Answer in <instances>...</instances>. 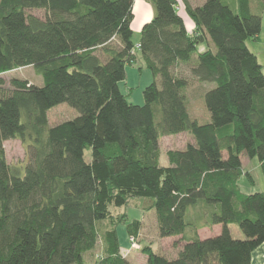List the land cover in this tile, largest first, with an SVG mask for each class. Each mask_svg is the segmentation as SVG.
I'll return each instance as SVG.
<instances>
[{"label":"trees","instance_id":"16d2710c","mask_svg":"<svg viewBox=\"0 0 264 264\" xmlns=\"http://www.w3.org/2000/svg\"><path fill=\"white\" fill-rule=\"evenodd\" d=\"M134 1L0 0V74L33 66L43 78L0 80V264H80L96 249L86 264H133L117 225L137 238L142 221L113 212L133 197L155 212L161 237L183 242L173 256L143 246L147 264H252L264 243V190L245 193L238 182L244 154L264 176V72L247 45L261 32L264 0H150L137 44L153 76L143 104L119 86L137 58ZM191 78L216 83L204 93L206 122L189 113ZM62 102L79 114L50 125ZM181 132L193 141L161 164L160 137ZM10 138L25 144L24 166L8 162ZM215 224L218 234L199 236Z\"/></svg>","mask_w":264,"mask_h":264},{"label":"rangeland","instance_id":"374dc122","mask_svg":"<svg viewBox=\"0 0 264 264\" xmlns=\"http://www.w3.org/2000/svg\"><path fill=\"white\" fill-rule=\"evenodd\" d=\"M31 13L38 16L44 15L43 9H31ZM141 31L134 30L133 41L135 43V51L137 53V58L132 63L126 64V78L119 83L121 91L126 95L127 99L131 103L143 104L144 95L143 89L153 80L152 73L149 68L146 67L140 51L137 47V39L140 37ZM115 42V40L113 41ZM247 45L252 50L256 51L259 57V61L263 65L264 72V11L262 12V29L260 32L259 39H248ZM14 77L27 79L37 85L43 84V78L33 66H22L14 68L7 72L0 74V80H2L6 85L10 83V80ZM190 84L186 89V94L188 98V110L192 117L197 118L200 122H206L210 119V113L205 106L204 93L210 87L216 85L213 81H199L196 78H191ZM79 114V111L74 107L70 106L66 102L59 103L53 106L48 111L49 124L53 125L60 121L71 119ZM191 137L189 133L181 132L178 134H168L160 137L159 147H160V162L163 165L169 163L167 157V150L170 148H179L186 144L187 140ZM4 148L6 152V157L11 164H22L29 159L27 149L25 144L17 139L10 138L4 141ZM86 160H91V149H85ZM247 160L249 159L245 154L243 155L244 165H247ZM256 162V165H255ZM258 159L255 157L254 161L249 164L248 170L251 172L252 178L255 181L253 183L250 181L248 176H242L238 181L241 186H247L251 188H258L262 184L264 188V176L262 174L260 165H257ZM24 171V168H23ZM142 197H133L128 203L121 208H114L113 212L120 216L121 214H127L128 221L133 219H141L142 228L140 230L139 236L135 239L137 246H131L129 240V235L126 229V223L120 222L117 225V232L119 237V243L122 247V253L133 263V264H145L144 259H140L138 256H147L143 251V246L151 245V247L158 252L164 254L172 253V246L176 243L178 237H161L158 232V227L156 223L155 212L152 210L142 209ZM229 227L231 233L234 237L242 238L244 237L243 231L240 229L238 224L230 223ZM99 253V251L93 250V254ZM98 255V254H96ZM138 257V258H137ZM137 258V259H136ZM95 259V257L93 258Z\"/></svg>","mask_w":264,"mask_h":264},{"label":"crops","instance_id":"0c3cea01","mask_svg":"<svg viewBox=\"0 0 264 264\" xmlns=\"http://www.w3.org/2000/svg\"><path fill=\"white\" fill-rule=\"evenodd\" d=\"M189 2L191 3L192 6H196V5H200L201 3H203L204 0H189ZM178 11L183 16V19H184L185 25L187 27V30L189 32H192L193 29L195 28V25H194L192 19L185 12L184 6L181 4V2L178 5ZM133 13H134V18H133V21H132L133 32H134V30L141 31V28H142L143 24L145 22L151 20L153 18V16H154L153 4L151 3L150 0H135L134 1V5H133ZM259 37H260V34H259ZM259 37L257 39H259ZM139 41H140V37H138V39H137V44L139 43ZM209 45H211L209 42L201 43L199 45V50L202 51V50L206 49ZM252 51L257 55V58L259 60L257 52L254 51V50H252ZM262 69H263V65H262ZM187 141H193V138L189 137V139ZM253 161H254V158H252L250 160V162L247 160V165H244L243 157H242V162H243L244 171H245V174H243L242 176H247L246 173L250 172L248 170V167H249V164L251 162H253ZM255 165H256V162H255ZM257 165H260L259 161L257 162ZM240 178H239V180H240ZM253 183H255L254 180H253ZM240 188L245 193H252V192H255V191L264 190V188L262 187V184L259 185L258 188H256V187L251 188V187L241 186V185H240ZM221 228H222L221 224H215V225H213L211 227L205 226V227H202V228L199 229L198 234H199V236L201 238L213 236V235L218 234L221 231ZM169 237H173V236H169ZM176 237H178V238L176 240V243L173 244V246H172V250L173 251H172L171 254H167V255H172V256L175 255L177 253L178 249L182 246L183 242L179 240L180 236H176ZM121 251H122V247H121ZM96 256L97 255L93 254L92 251L88 252L86 254L84 262L80 263V264H86L88 262H91L93 260V258L96 257ZM138 257H140V259H144L143 263L147 264V256H143L142 257L140 255ZM251 260H252V264H264V243H262L261 245H259L257 248L254 249V251L252 252V255H251Z\"/></svg>","mask_w":264,"mask_h":264},{"label":"built area","instance_id":"2783aa9c","mask_svg":"<svg viewBox=\"0 0 264 264\" xmlns=\"http://www.w3.org/2000/svg\"><path fill=\"white\" fill-rule=\"evenodd\" d=\"M135 239H136L135 236H132V235L129 236V240L131 242V246H133V247H136L137 246V243H136Z\"/></svg>","mask_w":264,"mask_h":264}]
</instances>
